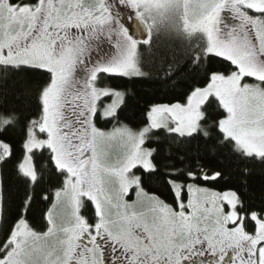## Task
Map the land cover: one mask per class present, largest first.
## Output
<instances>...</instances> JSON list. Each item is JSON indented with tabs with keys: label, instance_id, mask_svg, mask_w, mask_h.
Instances as JSON below:
<instances>
[{
	"label": "rangeland",
	"instance_id": "374dc122",
	"mask_svg": "<svg viewBox=\"0 0 264 264\" xmlns=\"http://www.w3.org/2000/svg\"><path fill=\"white\" fill-rule=\"evenodd\" d=\"M4 8L31 26L34 35L55 42L52 48L43 45V57L0 55L3 62L38 64L54 76L44 94L40 126L47 137L31 136L26 156L28 149L49 146L57 164L68 171L69 185L50 214L52 227L45 228L49 240L31 254L34 264H71L84 221L90 218L80 210L86 200L95 208V227L101 224L111 235L123 251L124 264L141 259L131 251L136 247L135 253L146 254L153 263L168 256L178 260L196 244L222 253L239 245L240 254L229 264H264V216L250 214L248 224L233 192L192 186L187 203L179 198L178 208L146 193L132 172L139 165L152 169L151 150L144 145L148 132L160 127L179 134L198 131L211 96L227 111L220 122L225 135L247 154L264 155V0H155L148 5L142 0H59L55 6L52 0H41L36 7L5 2ZM178 10L193 30L206 35L209 51L231 60L237 70L216 74L185 102L155 105L142 130L98 128L97 110L111 116L123 100L121 91L97 85L98 72L140 74V43L148 39L152 24L170 27ZM134 20L142 26V37L129 27ZM22 167L33 175L29 158ZM188 205L191 211H186ZM24 228L19 225L14 232L21 234L20 243L38 234ZM62 236L70 244L60 245ZM139 242L145 250L140 251ZM12 255L5 264H26Z\"/></svg>",
	"mask_w": 264,
	"mask_h": 264
},
{
	"label": "trees",
	"instance_id": "16d2710c",
	"mask_svg": "<svg viewBox=\"0 0 264 264\" xmlns=\"http://www.w3.org/2000/svg\"><path fill=\"white\" fill-rule=\"evenodd\" d=\"M40 2L28 0L15 5L36 7ZM176 15L170 27L150 24V35L139 46L140 74L98 72L99 87L123 93L115 114L105 117L97 110L94 121L98 128L126 125L142 130L155 105L185 102L216 74L237 70L231 60L209 51L206 35L193 30L180 10ZM149 41L162 54L151 63L144 56ZM9 64L19 65L0 60V148L9 152L2 163L3 233L21 220L35 232H43L51 224L50 214L58 196L69 185L68 171L57 164L49 146L28 149L31 152L26 156L31 136L38 133L41 138L47 137L40 126L45 120L44 94L54 76L50 69L49 79L47 75L7 67ZM203 108L200 129L194 133L179 134L163 127L148 132L144 145L151 150L152 169L139 165L132 172L138 175L146 193L173 207H177L179 198L187 203L192 186L233 192L238 198V212L252 223L250 214L264 216V155L247 154L225 135L220 122L227 111L216 96H211ZM25 158L32 162L33 175L23 171ZM84 207V214L95 220L92 203L86 200Z\"/></svg>",
	"mask_w": 264,
	"mask_h": 264
},
{
	"label": "flooded vegetation",
	"instance_id": "af4514ba",
	"mask_svg": "<svg viewBox=\"0 0 264 264\" xmlns=\"http://www.w3.org/2000/svg\"><path fill=\"white\" fill-rule=\"evenodd\" d=\"M60 47L61 45L59 46V49ZM8 153L9 152L7 148L5 151L4 149L2 150L0 148V264H5V262L9 260L8 256L10 254H13L12 257H21L26 264H34L31 254L35 252L34 250L36 249L37 245H46L45 242L49 240V236L46 233L49 230L43 231L41 233L38 232L37 235H30L28 240L26 239L20 243L21 234L17 233L14 236V232L19 225H22L26 229L30 230L31 234L34 231L32 227H29L28 223L25 220H21L12 228H10L6 234L3 233L4 187L2 163L5 161V159H7ZM83 209L84 207L81 203V214L83 217H85ZM96 224V219H85L83 225L85 229L82 230L83 234L81 235V237H78L76 248L74 250L77 253V258L74 257L71 264H124L123 260L125 256L123 255V251L118 249L111 242L112 237L109 233H107V231H105V228L99 223V227H95ZM50 226L51 224L48 227L50 228ZM85 230L89 231L85 232ZM64 236L60 237L59 242L60 245L67 246L70 243H67V241H63ZM140 237L142 239V244H145L146 242L144 240V236L140 235ZM50 243L51 241L47 244L46 250L47 248H50ZM138 245L141 247L140 251H142L143 245H141L140 242L138 243ZM228 249L225 251V253H222L221 251H218L216 249L205 251L199 244H196L194 246H191V248L185 254H182L181 256L176 258L178 260H175V257L168 256L165 258L158 259V261L153 260L152 263L149 260L150 258L145 257L146 254L135 253V251L138 250L136 247L131 249V251L135 254V257L137 256L141 259L139 261L132 262L131 264H229L233 258H236L240 254L241 250L239 245H233ZM242 254L246 253L244 252Z\"/></svg>",
	"mask_w": 264,
	"mask_h": 264
},
{
	"label": "snow or ice",
	"instance_id": "6c2138e0",
	"mask_svg": "<svg viewBox=\"0 0 264 264\" xmlns=\"http://www.w3.org/2000/svg\"><path fill=\"white\" fill-rule=\"evenodd\" d=\"M5 2L11 4H23L28 2V0H0V55L15 57V56H38L43 57L47 55L42 52V47L47 44L50 48L55 46V42L49 38L45 40L39 35H34L35 30L19 20L14 18L13 10L5 9ZM32 2H37V0H32ZM59 0H52L55 6ZM145 5L155 3V0H142ZM139 9H137L138 11ZM147 10V9H146ZM5 13H7V18ZM130 15L136 18V13L131 12ZM139 25V24H138ZM140 26V25H139ZM130 28L133 25H129ZM47 36V33L44 34ZM31 41V42H29ZM147 50L144 53L146 60L151 63L156 60L157 57L162 54L151 46V41L146 45ZM7 67L15 68L17 70H22L30 74L40 73L47 75L49 79L51 78V72L49 69L39 66L38 64L32 63H21L19 65L9 64ZM243 155V154H241ZM244 159H252L251 157L244 156ZM247 174V172H245ZM193 177H189L192 180ZM196 179H202V177H196ZM179 208L180 205H177ZM186 211H191V205H188Z\"/></svg>",
	"mask_w": 264,
	"mask_h": 264
},
{
	"label": "water",
	"instance_id": "95a60500",
	"mask_svg": "<svg viewBox=\"0 0 264 264\" xmlns=\"http://www.w3.org/2000/svg\"><path fill=\"white\" fill-rule=\"evenodd\" d=\"M140 26H139V25ZM132 25H133V30H134V32L139 36V37H142L143 36V29H142V26H141V24L139 23V21H137V20H134L133 22H132Z\"/></svg>",
	"mask_w": 264,
	"mask_h": 264
}]
</instances>
